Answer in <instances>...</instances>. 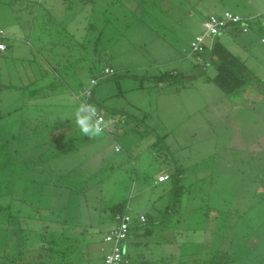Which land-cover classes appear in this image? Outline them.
<instances>
[{
    "label": "rangeland",
    "instance_id": "374dc122",
    "mask_svg": "<svg viewBox=\"0 0 264 264\" xmlns=\"http://www.w3.org/2000/svg\"><path fill=\"white\" fill-rule=\"evenodd\" d=\"M224 11L263 25L226 33L234 42L220 37L256 75L236 93L211 79L217 59L199 61L190 46L203 20ZM263 17L264 0H0L9 36L0 55L4 254L21 247L36 259L42 237L66 231L91 241L72 264H106L108 207L126 198L127 211L152 228L127 241L132 262L171 264L225 248L232 264H264ZM106 67L115 73L96 85L95 101L109 124L87 138L75 124L76 93ZM32 80L39 95L3 85ZM62 133L78 146L24 166L53 147L37 142ZM64 173L63 185L52 181Z\"/></svg>",
    "mask_w": 264,
    "mask_h": 264
},
{
    "label": "trees",
    "instance_id": "16d2710c",
    "mask_svg": "<svg viewBox=\"0 0 264 264\" xmlns=\"http://www.w3.org/2000/svg\"><path fill=\"white\" fill-rule=\"evenodd\" d=\"M222 13V12H221ZM245 19L243 23H245L249 29L254 24L253 18H249L243 16ZM241 23H233V27L236 32H241ZM4 38H1L4 41ZM217 59L216 74L211 78L216 84H218L226 93H236L242 90L247 84H249L256 75L253 73L252 69L248 66L245 60L240 58L238 55L233 53L217 36V38L212 43L211 47L208 48L207 52L204 54V59L206 61H211ZM102 73H93L91 79L98 78L99 83L100 80L106 79V77H100ZM133 75V74H131ZM169 75L162 76L158 78L159 82H163L165 80L168 81ZM182 81V79H180ZM37 80H32L24 85H15L12 83L3 84L4 86H16L20 88H26L29 91L30 95L36 96L42 92V87H34L31 86L35 85ZM96 84V85H97ZM92 88V95L91 100L93 104L101 111H103V107L100 106V103L95 101V87ZM85 86V85H83ZM82 86V87H83ZM81 87V88H82ZM80 90V89H79ZM22 107H18L20 109ZM16 110V109H15ZM104 113V111H103ZM105 115V114H104ZM43 120V119H40ZM35 127V130H41V128ZM40 132V131H39ZM38 133V132H37ZM67 134H56L55 136H50L49 138L41 139L40 142H37L35 145H43V144H50L53 146L46 151H42L38 155L28 156L24 159L23 164L26 168L29 167H38L39 165L45 164L50 159L56 156H60L63 154L68 153L74 147H77V144H71L69 141H66ZM88 138V137H87ZM65 174H61L52 181L63 185V179L65 178ZM168 175V178L171 175ZM177 175V174H176ZM177 177H180V173H178ZM178 187V186H177ZM73 191H75L74 187H71ZM170 206V205H169ZM168 206V209H169ZM109 219L115 221L116 223V216L119 213H124L127 211L128 208V199H121L117 202H114L109 207ZM168 214V213H167ZM149 217V215H148ZM149 218L146 219L145 222H136L134 225L130 227L129 235L127 240L132 236L135 232L143 231V234H149L152 232V228L145 227L144 223L148 221ZM111 229H109L110 231ZM83 235H71L69 232L62 231L58 233H52V235L48 238L42 237L39 241L38 249V257L36 259H27L25 256L24 248H19L16 252H9L8 254H4L5 264H72L76 260L80 259L82 245L88 246L90 244V240H86L85 237L82 238ZM104 239V238H103ZM126 240V242H127ZM125 242V244H126ZM128 254L125 251L124 253V261L122 264H137L135 261L132 262L129 257V261L127 260ZM105 259V257H104ZM235 255L232 251L221 248L215 251L212 255L202 258V257H195L194 259H185L180 262H174L171 264H232L234 262ZM169 263L170 260H167Z\"/></svg>",
    "mask_w": 264,
    "mask_h": 264
},
{
    "label": "built area",
    "instance_id": "2783aa9c",
    "mask_svg": "<svg viewBox=\"0 0 264 264\" xmlns=\"http://www.w3.org/2000/svg\"><path fill=\"white\" fill-rule=\"evenodd\" d=\"M245 18L237 13L232 11H224L218 14H211L204 22V30L201 33H198L191 40V50L192 53H195L199 61H204V54L207 52L208 48L211 47L214 40L222 32L227 31L228 29H234L233 23H241L242 31L246 32L249 30V27L243 23ZM4 31L0 30V38L4 37ZM6 48L4 41L0 42V51ZM115 73L114 68L106 67L103 70L102 77H107ZM98 78L91 79L89 85L83 86L77 93L76 98L80 101H87L90 104H93L91 100L92 88L97 84ZM97 112L101 118V122L105 123V131L108 127V120L105 117L103 111L99 110L97 107ZM168 175H161L159 181L166 180ZM145 214H133L129 211L124 213H119L116 216V223L111 228L110 231L106 232L104 235V240L110 242L112 247L110 251L105 255L106 264H122L124 261L125 253V242L129 235V230L132 225L136 222H145ZM125 262L127 260L125 259Z\"/></svg>",
    "mask_w": 264,
    "mask_h": 264
},
{
    "label": "clouds",
    "instance_id": "9594fccd",
    "mask_svg": "<svg viewBox=\"0 0 264 264\" xmlns=\"http://www.w3.org/2000/svg\"><path fill=\"white\" fill-rule=\"evenodd\" d=\"M74 118L80 132L88 138L101 136L107 126L101 122L96 106L87 101H82L76 106Z\"/></svg>",
    "mask_w": 264,
    "mask_h": 264
},
{
    "label": "crops",
    "instance_id": "0c3cea01",
    "mask_svg": "<svg viewBox=\"0 0 264 264\" xmlns=\"http://www.w3.org/2000/svg\"><path fill=\"white\" fill-rule=\"evenodd\" d=\"M216 14V13H215ZM211 15V14H210ZM209 15V16H210ZM259 16L260 15H262V14H258ZM208 16V17H209ZM258 16V17H259ZM208 17H206V19L208 18ZM246 17H249V18H252L253 16H246ZM254 18V17H253ZM205 19V20H206ZM262 19H264V17L262 18ZM205 20H203V26H204V22H205ZM254 22H258L259 20H261L260 19V17L257 19L256 18V20L255 19H252ZM261 21H259L258 23L260 24V26L262 25L261 23H260ZM263 26V25H262ZM0 30H3V29H1L0 28ZM250 30V29H249ZM249 30L248 31H246L245 33H247V32H249ZM4 31V30H3ZM229 31H233L232 33H235L236 35L239 33V32H236V30L235 29H228L227 31H225V32H222L220 35H219V38L221 37V35H225V37H226V33H228ZM241 32H244V31H241ZM4 42H5V44H6V48L4 49V50H1L0 51V55H5L6 54V50L8 49V45H9V43L6 41V38H8L9 36H8V34L4 31ZM198 34V33H197ZM227 40L228 41H232V42H234V40H233V38L231 39V37H230V35H227ZM0 42H2V40H1V38H0ZM159 78V77H158ZM4 84H6V83H4ZM159 181V180H158ZM166 181V180H165ZM160 182H164V181H160ZM128 241V240H127ZM0 264H3V261H4V230H0ZM125 251L127 252V242H126V244H125ZM128 254V253H127ZM127 261H129V257L127 258Z\"/></svg>",
    "mask_w": 264,
    "mask_h": 264
}]
</instances>
